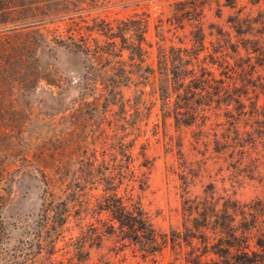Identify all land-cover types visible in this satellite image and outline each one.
<instances>
[{
  "label": "rangeland",
  "instance_id": "rangeland-1",
  "mask_svg": "<svg viewBox=\"0 0 264 264\" xmlns=\"http://www.w3.org/2000/svg\"><path fill=\"white\" fill-rule=\"evenodd\" d=\"M176 1L0 0V264H186L187 247L150 256L113 232L97 205L118 182L159 235L183 232L184 177L191 197L212 186L243 203L264 197V137L247 134L253 103L264 115V58L242 48L264 50V0H204L197 64L241 96L245 115L212 104L189 126L165 114L160 92L171 68L158 66L160 49L191 48L193 27L169 22ZM131 18L147 26L143 63L131 61Z\"/></svg>",
  "mask_w": 264,
  "mask_h": 264
},
{
  "label": "trees",
  "instance_id": "trees-1",
  "mask_svg": "<svg viewBox=\"0 0 264 264\" xmlns=\"http://www.w3.org/2000/svg\"><path fill=\"white\" fill-rule=\"evenodd\" d=\"M224 5L235 8L236 0H225ZM175 6L180 8L174 11L169 20L170 25H175V28L182 31L188 25L193 27V30L189 34L190 49L170 46L168 54L164 49H160L158 53V66H171L166 75L167 86L161 87L160 90L163 105L166 107L165 114L171 115L176 125L189 126L191 119L206 118L204 114L212 104L220 107L226 103L228 107L233 103L238 116H244L241 96L230 94L224 82L216 80L211 71L205 67V62L201 61L200 65L197 64L204 50V34L200 20L206 7L205 1H176ZM146 27L140 20L131 18V61L137 60L143 63L145 60L147 52L143 50L142 45L146 43ZM232 29L237 36L242 35V19L236 18ZM225 36L229 37V34ZM70 40L69 46L84 53L89 52V46L85 42H77L73 35ZM236 42L228 43L232 53L238 55L239 42ZM245 42L247 43L242 45L245 51L251 49L259 58H264V50L256 40H245ZM248 43L251 46H247ZM111 45L114 46V43L112 42ZM146 45L150 47V44L146 43ZM210 60H212L211 56ZM215 63L216 61L211 62L212 65ZM172 97H174V107L171 109ZM255 104L253 103L250 119L254 120L256 128L247 134L257 135L263 139L264 115L260 120L258 107ZM147 179V175L142 173L140 177L135 176L132 181L136 182L139 190L142 191L146 187ZM182 181L183 232H171L170 235L157 234L140 201L134 200L133 197L124 199L117 193L121 182L112 188L111 195L100 201L97 205L98 210L100 213L108 214L112 223L110 227L113 232H118L121 240L138 246L150 256L162 253L167 245L171 244L181 251L183 246L189 248L185 257L186 264H264V197L243 203L231 196L216 194L213 186L204 190L201 196L191 197L189 194L191 183L186 177L182 178ZM46 201L48 212L52 202ZM60 205L64 210L67 208L64 202ZM64 212L66 213L67 210ZM65 217L57 223L64 224Z\"/></svg>",
  "mask_w": 264,
  "mask_h": 264
}]
</instances>
